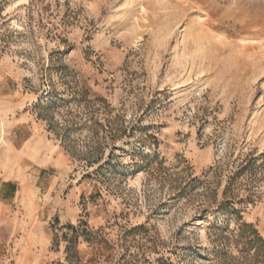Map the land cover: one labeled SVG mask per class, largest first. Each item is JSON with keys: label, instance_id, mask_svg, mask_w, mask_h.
Masks as SVG:
<instances>
[{"label": "rangeland", "instance_id": "rangeland-1", "mask_svg": "<svg viewBox=\"0 0 264 264\" xmlns=\"http://www.w3.org/2000/svg\"><path fill=\"white\" fill-rule=\"evenodd\" d=\"M0 219L23 264H264V0H0Z\"/></svg>", "mask_w": 264, "mask_h": 264}, {"label": "crops", "instance_id": "crops-1", "mask_svg": "<svg viewBox=\"0 0 264 264\" xmlns=\"http://www.w3.org/2000/svg\"><path fill=\"white\" fill-rule=\"evenodd\" d=\"M2 223L5 222H2V219H0V224ZM17 224H18L17 227L19 229H24V228L26 229L27 225L25 222L23 223L22 221H20ZM4 232L1 230V226H0V261H2V263L4 262V259H2V257H5L6 252L10 256L15 254L16 257H20L18 258L19 260L17 259L14 264H23V261H21V259L23 258L22 256L27 257V259L28 256H30L31 263L43 259L44 251L43 253H39L40 251H38L35 248L37 242L31 236L28 237V234H25V236L22 237L21 234L18 233L19 237H15V235L12 234L11 232L10 233L7 232L4 233ZM10 244L12 246H10Z\"/></svg>", "mask_w": 264, "mask_h": 264}, {"label": "bare ground", "instance_id": "bare-ground-1", "mask_svg": "<svg viewBox=\"0 0 264 264\" xmlns=\"http://www.w3.org/2000/svg\"><path fill=\"white\" fill-rule=\"evenodd\" d=\"M258 43V38L255 35H251L249 38H245V40L242 42V47L244 49H249L253 45Z\"/></svg>", "mask_w": 264, "mask_h": 264}]
</instances>
